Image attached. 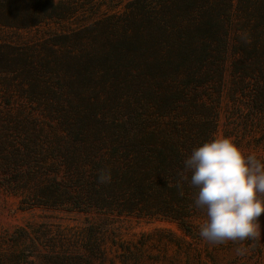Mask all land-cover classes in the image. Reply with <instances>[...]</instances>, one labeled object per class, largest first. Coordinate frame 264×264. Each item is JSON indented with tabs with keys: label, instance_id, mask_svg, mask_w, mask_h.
Wrapping results in <instances>:
<instances>
[{
	"label": "rangeland",
	"instance_id": "1",
	"mask_svg": "<svg viewBox=\"0 0 264 264\" xmlns=\"http://www.w3.org/2000/svg\"><path fill=\"white\" fill-rule=\"evenodd\" d=\"M133 1L55 0L67 19L27 31L0 26V264H14V254L23 264L68 257L67 264H264V214L255 240L209 244L199 236L205 214L185 229L169 218L90 206L85 197L81 209L69 203L80 191L74 168L89 170L84 160L103 144L110 151L125 125L178 124L200 143L217 118L212 136L230 137L264 161V115L235 98L234 61L224 82L207 81L205 104L187 115L186 78L170 68L156 79L140 72L162 70L168 44L138 57V71L127 58L123 67H97V58L111 54L108 38L119 44L123 33L115 24ZM103 23H113V34ZM149 137L132 139L145 143Z\"/></svg>",
	"mask_w": 264,
	"mask_h": 264
},
{
	"label": "trees",
	"instance_id": "2",
	"mask_svg": "<svg viewBox=\"0 0 264 264\" xmlns=\"http://www.w3.org/2000/svg\"><path fill=\"white\" fill-rule=\"evenodd\" d=\"M124 15L115 24L123 33L119 44L112 45L108 38L111 54L97 58L99 65L93 66L123 67L124 58L136 66L138 57L149 56L168 44L171 50L161 61L162 70L155 67L140 72L156 79V73L165 77L170 68L178 78H186L182 100L187 115L205 104L204 86L224 82L227 64L234 61L235 98L241 96L250 111L264 115V0H134L126 6ZM68 16L69 12L58 7L55 0H0V26L5 28L27 31ZM112 24L103 23L111 34ZM58 70L55 73H60ZM257 119L253 114L252 123ZM210 124L211 130L200 143L191 142L184 126L178 124L153 129L125 125L117 129L119 141L110 151L104 150L107 148L103 144L94 148L96 156L84 160L90 171L74 168L75 186L80 191L69 203L81 209L85 197L90 206L117 209L129 216L169 218L185 228L204 212L193 204L196 190L183 178L190 179L183 161L212 136L218 119L212 118ZM136 134L150 135L151 142H135L132 138ZM101 174L110 178L100 182ZM20 245L16 244V249ZM14 255V264H23V259ZM66 259L48 263L67 264L70 258Z\"/></svg>",
	"mask_w": 264,
	"mask_h": 264
},
{
	"label": "clouds",
	"instance_id": "3",
	"mask_svg": "<svg viewBox=\"0 0 264 264\" xmlns=\"http://www.w3.org/2000/svg\"><path fill=\"white\" fill-rule=\"evenodd\" d=\"M196 190L193 204L206 219L199 236L209 244L255 240L264 214V161L232 138L212 136L183 161ZM101 174L100 182H106ZM237 254L243 251L237 249Z\"/></svg>",
	"mask_w": 264,
	"mask_h": 264
}]
</instances>
